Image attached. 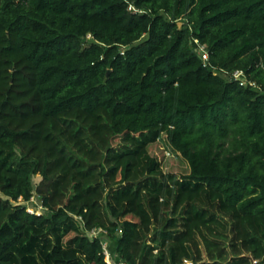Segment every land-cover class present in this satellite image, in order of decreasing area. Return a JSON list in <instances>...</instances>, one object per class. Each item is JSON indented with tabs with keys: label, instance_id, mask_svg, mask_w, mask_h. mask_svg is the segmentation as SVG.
I'll list each match as a JSON object with an SVG mask.
<instances>
[{
	"label": "trees",
	"instance_id": "trees-1",
	"mask_svg": "<svg viewBox=\"0 0 264 264\" xmlns=\"http://www.w3.org/2000/svg\"><path fill=\"white\" fill-rule=\"evenodd\" d=\"M94 228L111 264H264V0H0V264L41 229L108 264Z\"/></svg>",
	"mask_w": 264,
	"mask_h": 264
},
{
	"label": "rangeland",
	"instance_id": "rangeland-1",
	"mask_svg": "<svg viewBox=\"0 0 264 264\" xmlns=\"http://www.w3.org/2000/svg\"><path fill=\"white\" fill-rule=\"evenodd\" d=\"M38 180L39 176L35 175L33 177V183H36ZM23 203L26 204V202ZM30 205L35 206L40 214H47L46 210L41 207L38 195H33V201L30 202ZM76 219L74 220V225L82 230L81 223H79ZM155 230V227L151 226L149 230L144 232L143 238L148 244L153 242L152 238L155 237ZM86 233L89 236L98 237L101 240L104 249L107 250L110 256H112V262L120 261L118 255L114 251V247L116 246V240L119 236L118 233L111 236L107 233V231L100 228H94L92 230L87 231ZM208 236L210 237V235ZM195 241L198 247H200V249L202 250L203 242L201 241L200 237H196ZM54 242V234L47 232L45 229L30 230L26 234V237L21 243L19 249L15 251L14 264H50L47 255L51 248V245ZM203 253V256L207 257L206 253ZM186 263L192 264L191 261H186Z\"/></svg>",
	"mask_w": 264,
	"mask_h": 264
},
{
	"label": "built area",
	"instance_id": "built-area-1",
	"mask_svg": "<svg viewBox=\"0 0 264 264\" xmlns=\"http://www.w3.org/2000/svg\"><path fill=\"white\" fill-rule=\"evenodd\" d=\"M129 9L130 10H133V11H136V9L134 7H132V6H130ZM194 42L196 44V51L199 53L201 59L204 62V65H209V62H208V53H207V50L205 48V45L200 44L196 39H194ZM212 71H213V73L215 75H223L224 77L228 78L229 80H236L242 86L249 85L251 87H256L255 82L249 81L248 78L246 77V75H245V73H244L243 70L236 69V70H232V71H227V70H224V69H221V68L213 67L212 68ZM32 201H33V196L30 198L29 201H24L22 198H19L17 200V203H20V204L25 205L26 210L29 213H32V214H40L39 211L36 209L35 206H31L30 205V202H32ZM23 202H26V204L23 203ZM103 252H104V255H105L106 262L108 264H111V262L113 260L112 259V256L109 255V253L107 252V250L104 249V247H103Z\"/></svg>",
	"mask_w": 264,
	"mask_h": 264
}]
</instances>
